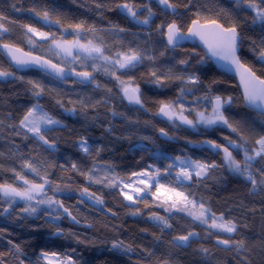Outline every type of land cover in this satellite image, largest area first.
I'll return each instance as SVG.
<instances>
[{"label":"trees","instance_id":"trees-1","mask_svg":"<svg viewBox=\"0 0 264 264\" xmlns=\"http://www.w3.org/2000/svg\"><path fill=\"white\" fill-rule=\"evenodd\" d=\"M119 2L121 0H108L107 6L114 8L115 3ZM184 3L185 0H180L178 7L180 17L177 22L182 29L187 30L194 17L191 12L185 13ZM193 3L204 16L216 18L225 26L232 21L240 25L239 30L244 37L239 52L241 61L252 67L256 74L264 79V64L252 51V41L259 44L264 39V26L253 23L254 14L244 8H237L234 2L227 0H193ZM13 4L15 8L12 7ZM34 6L38 9H48L54 18L59 16L65 27L69 23L85 21L87 25H94L98 31L119 28H123L124 31L131 30L128 19L120 13L119 9L102 11L96 8L93 0H0V14L7 17L4 23L9 28L8 35L5 34L0 38V44L15 45L31 54L47 58L65 69L70 66L54 60L41 49L30 50L25 44L26 29L22 25H31L44 32L55 33L56 31V26L45 25L42 20L35 18L28 11ZM17 9L20 10L17 11ZM196 10L193 9V12ZM159 15V18L155 20L154 31L160 29L161 24H167V21L172 20L171 16L163 12L159 11ZM156 36L161 39L157 42L159 48L164 47L163 50L168 53V49L163 44L161 32ZM144 38L145 36L137 37L131 33H124L119 40L124 44L130 40L131 42L134 40L133 45L148 44L149 40L147 43ZM153 38L156 39L154 36ZM118 42L117 40L120 46ZM47 44L45 42L43 47ZM184 47L189 54L205 58L200 47ZM166 64L164 63L165 67L161 64L156 69L161 68L159 71L166 72V68L169 67ZM169 64L173 67L176 65L174 60H170ZM0 68L15 74L12 79L0 78V120L4 121L3 126H0V153H3V156H0V163L4 164L5 169L15 168L17 171H21L22 160L29 158H33V162L37 164L51 165L47 168L50 178L64 189L59 199L64 201L79 220V223H74L65 215L53 224L46 214L30 217L21 212L22 206L13 207L15 210L13 216L6 214L0 216V229L5 230L3 237H0V251H7L9 247L7 242L11 240L20 244L26 255L32 259L41 249L69 253L75 249L74 255L80 257V264H160L162 261H169V264H240V259L235 252L221 250L223 246L216 245L215 235L207 237L206 226L200 225L198 221L193 222L185 213L169 214L159 207L146 209L142 204L131 205L118 194L117 189L90 185L84 176L70 169L72 163H76L82 170L91 168L93 164L101 169L111 165L115 173L124 175L148 165L163 168L177 156L213 162V158L209 159L197 149L199 142L214 140L227 143L224 139L226 136L233 140L239 139L236 133H232L230 129L223 126L208 131L198 126L196 130L187 129V131L175 133L170 128V123L161 121L156 114L158 111L156 101L175 99L179 95V89L184 87L181 81L175 80L166 88H158L149 82L147 74L150 70L145 66L134 70L131 78L135 84L141 86L144 101L142 109L126 103L122 98L118 82L109 76L95 74L97 81L111 88L112 93H107L104 89L96 90L95 85L87 86L70 80L59 82L38 71L18 72L9 65L1 53ZM196 68L195 73L200 77L201 83L189 86L192 92L186 94L185 103L193 106L207 104L206 101H200L197 104V97L205 94L221 95L225 98L230 96L236 104L231 110L232 113L226 115L229 121L240 127L249 139L264 133V117L245 108L234 77L218 71L208 58L205 67L197 66ZM76 71L84 70L78 68ZM20 77L23 79H19ZM30 80L37 81L45 87L47 93L40 102L45 111L61 120L64 125V127L57 126V130L47 134L48 138L55 142V149L45 151L34 138L24 139L22 135H15L14 133L19 129L8 126L18 124L24 111L36 102V98L32 95V86L27 83ZM209 85H211L210 91ZM80 97L91 98V103L107 98L108 103L83 108L77 103ZM56 99H62L65 107L61 108L57 105ZM69 100L73 103H68ZM72 107H75L77 111L70 115L65 108ZM113 111L123 115L113 116ZM189 117L194 118L192 113ZM109 128L111 131H108ZM160 128H164L174 142L162 141ZM28 135L31 137L30 133ZM81 137L87 139L92 152L91 156L79 149L78 141ZM97 149H101L98 155ZM216 164L219 167L213 169L201 183L191 185L190 190L195 192L198 199L204 197L208 206L217 215L223 213L225 219L236 221L238 234L231 235L235 239L246 240L250 251L244 255L248 257L250 264H264V190L252 191L250 182L243 176L231 171L222 161ZM62 168L69 170L62 171ZM23 174L27 179H37L26 170ZM5 182L18 187L23 186V181L16 180L13 172L0 171V183ZM65 185L69 187L65 188ZM83 187H88L90 192H96L98 195L102 194L105 205H93L86 198L84 203H80L82 198L79 189ZM0 207H7V205H0ZM137 207L141 215H132L131 212ZM108 209L116 215H112ZM152 212L169 216L173 227L161 232L155 222L149 219ZM56 225L63 229L64 236L53 235ZM189 230L201 234L191 247L176 248L170 243L173 236L185 234ZM219 235L227 238L229 234L219 233ZM77 238L84 243H78ZM116 241H122L126 246L130 245L132 250L112 248V243ZM201 245L211 249L213 254L211 259L197 251ZM145 249L153 253L150 258ZM7 259L10 264H16L13 257L9 256Z\"/></svg>","mask_w":264,"mask_h":264},{"label":"snow or ice","instance_id":"snow-or-ice-1","mask_svg":"<svg viewBox=\"0 0 264 264\" xmlns=\"http://www.w3.org/2000/svg\"><path fill=\"white\" fill-rule=\"evenodd\" d=\"M93 2L97 9L102 11L119 9L127 16L145 25L149 24L151 18L155 15L149 4L140 5L137 3V0H121V2L115 3L114 8L107 6L108 0H93ZM156 3L163 6L165 12L174 16L178 15L180 0H156ZM234 3L237 8H244L254 14L252 17L253 23H259L264 26V0H234ZM12 7L15 8V4ZM183 7L185 13L191 12L194 18L191 19V23L186 31L182 29V26L176 20L167 24H161V34L166 36L167 45L175 50L180 46V41L183 38L198 37L207 46L212 56L226 60L235 66L240 75L241 83L244 86L243 95L247 104L264 110V79L258 76L252 67L243 63L238 54L244 41V37L239 30L240 25L232 21L228 26H225L224 23H221L216 18L204 16L193 3V0H185ZM193 9L197 10L193 12ZM19 10L17 9V11ZM28 11L35 18L42 20L45 25H56L60 29H63L65 33L70 30L71 35L74 37L73 39H65L63 35L57 37L53 32H44L31 25H22L26 29V35L30 43H35L34 37H39L43 41H49L56 55L67 62L68 65H76L82 69L91 68V71H76V67L71 66L66 71L60 65L53 64L51 60H46L39 56H31L30 53L17 55L16 53L22 52L21 49L14 48L7 43L0 45V47L8 50L12 60L17 65L27 66L34 64L42 68H51L55 71V78L64 80L74 75L77 78L76 83L95 85L96 90L104 89L105 92L112 93V89L99 83L94 75L95 73H103L119 82L122 98L127 99L129 104L139 105L140 108H144L140 86L134 84L132 78L128 80L122 79V75L126 76L128 72L121 73L120 70L127 69L131 71L143 64L145 60L155 61L156 57L133 47H128L124 51H114L112 46L107 45L103 41L102 37H96L98 30L95 26L87 25L85 21L69 23L65 27L59 16L54 18L52 13L46 8L38 9L34 6ZM143 11H146L148 15L141 20L138 13H142ZM202 20L204 21L203 23L201 22ZM4 21H7V17L0 14V38L9 31ZM118 31L123 32L124 29L119 28ZM88 36H92V38L89 39L87 38ZM97 39L99 42H96ZM252 45V51L256 53L257 59L264 64V39L259 44L256 41H252ZM163 54L162 52L161 55ZM178 63L187 65L188 60L181 59ZM147 75L149 82L158 88H166L175 80H179L184 84V87L179 89V95L175 99L156 101L158 104L157 115L166 118L173 124L179 121L180 124L189 125L193 128L197 124H202L206 127L220 125L230 129L232 133H236L239 138L238 140H233L227 136L224 138L228 146L212 140L204 141L203 143L214 150H221L224 154V162L227 167L249 181L252 191L264 190V166L253 168V165L257 163L264 165V133L257 134L255 137L249 139L240 127L229 121V118L225 115V107L233 104L232 97L225 98L220 95L211 96L209 94L197 97V104L200 101H206L207 105L211 107V112L206 114L207 108L204 111H196L195 108H192L190 105L186 106L185 104L186 94L192 92V88L189 86L201 83L198 75L191 74L186 77L174 75L171 68L164 72L157 70L155 67ZM14 76V73L0 68V78ZM19 79H23V77ZM27 83L32 86L31 91L32 95L36 98V102L24 111L18 124H10L8 126L19 129V131L14 133L15 135H22L24 139L34 138L45 151L55 149V142L50 140L47 134L48 132L57 130V126L64 127V125L61 120L56 119L49 112L45 111L44 106L41 104L40 99L47 93L45 87L37 81L30 80ZM208 88L210 91L211 85ZM68 103H73V101L69 100ZM77 103L83 108L89 106L96 107L98 104L108 103V99L104 98L91 103V98L80 97ZM56 104L61 108L65 107L62 99H56ZM65 111L75 114L77 109L75 107L65 108ZM192 112H195V121L189 119L188 115H185V113L191 114ZM262 114H264V111H262ZM112 115L122 116L123 114L113 111ZM3 124L4 121L0 120V126H3ZM108 131H111V128ZM159 132L165 137L169 135L164 128H160ZM29 133L31 137H29ZM145 139L147 138L145 137ZM45 146L47 147L45 148ZM78 146L86 155H92L86 138L81 137L78 141ZM230 148L232 151H230ZM100 150L97 149V155ZM233 151H237L238 154L242 152L243 159H237L233 155ZM0 156H3V153H0ZM164 159L167 160L168 158L164 157ZM48 167H51V165L45 166L43 163H34L33 158L22 160L21 171H17L15 168L5 169L4 164L0 163V171H11L14 173L16 180L23 181L22 187L7 182L0 183V205H7V207H0V216L5 214L13 216L15 214L13 206L20 200L25 202V206L21 209V212L29 216L36 215L40 212L41 206H44L45 214L53 224L65 215L74 223H79L76 215H73V212L65 205L63 200L56 199L54 195L50 196L48 194L49 191L56 193L64 190L60 184L50 178V173L47 171ZM217 167L219 165L211 161L180 156L172 158V162L167 163L163 168L148 165L143 169L131 171L124 175L115 173L111 165L101 169L93 164L87 170H82L76 163L70 165L71 171L84 176L90 185H101L103 188L117 189L118 194L124 200L131 202L132 205L142 204L147 208L159 207L169 214L174 212L185 213L188 217H191L193 222L198 221L200 225L206 226L207 237L215 235L216 245L223 246L221 250L235 252L240 259V264H250L248 257L244 255V253L250 251L246 240L243 238L235 239L231 235L238 234L237 222L225 219L223 213L217 215L208 206L204 197L198 199L195 192L190 190L191 185L201 183L203 178L207 177ZM25 170L32 173L37 179L25 178L23 174ZM68 170L62 168V171ZM68 187V185H65V188ZM79 192L82 198L80 203H84V199L86 198L92 201L93 205H105L102 194L98 195L96 192H90L88 187L79 189ZM108 211L112 215H116L111 209H108ZM131 214L141 215L139 207L132 211ZM149 219L155 222L161 232L173 227L169 216L152 212ZM88 226L91 227V225ZM4 232V229H0V237H3ZM219 233H227L229 235L227 238H223ZM53 235L59 237L64 236L65 233L63 229L56 225ZM71 235L74 236L75 234ZM200 235L196 231L189 230L185 234L173 236L170 243L176 248L191 247L192 243ZM77 242L84 243L79 238H77ZM7 244L9 245L7 251H0V264H10V261L7 259L9 256L14 258L16 264H80V257L74 255L75 249H72L71 253L41 249L35 258L32 259L26 255L20 244L14 243L11 240ZM112 248H119L124 251L132 250L130 245L126 246L122 241L113 242ZM197 251L208 259H211L213 255L211 249L203 245ZM145 252L149 258L153 255L147 249H145ZM160 264H169V261H162Z\"/></svg>","mask_w":264,"mask_h":264},{"label":"rangeland","instance_id":"rangeland-1","mask_svg":"<svg viewBox=\"0 0 264 264\" xmlns=\"http://www.w3.org/2000/svg\"><path fill=\"white\" fill-rule=\"evenodd\" d=\"M139 4L140 5H143V4H145V3H140L139 2ZM154 13H155V11L154 10H152ZM146 12V11H145ZM147 15H148V13L146 14V17H147ZM155 15H156V13H155ZM155 15L151 18L152 20L155 18ZM143 18H145V17H143ZM6 26V25H5ZM53 26H56V25H53ZM58 29L55 31V34L57 35V37H59V36H61V35H63L64 36V38L65 39H73L74 37L71 35V32H70V30H69V32H67V33H65L64 31H63V29H60L58 26H56ZM159 31H161V30H159ZM140 32H143V31H141V29H140V31L138 32V33H140ZM8 33V32H7ZM7 33H5V34H7ZM4 34V35H5ZM120 34H123L122 32H118V31H111V30H108V31H103V30H101V31H98V32H96V37H102L103 38V41L107 44V45H109V46H112V48H113V50L114 51H117V48H118V44H117V40L119 41L118 43H120V40H119V38L122 36V35H120ZM144 33H140V35L141 36H145L146 38H148V36H151L150 35V33H148V32H145V34L143 35ZM8 35V34H7ZM139 35V36H140ZM87 38H89V39H91L92 38V36H88ZM124 38V37H123ZM156 39H153L152 41H149V45L150 46H147V45H144V44H141V45H139V44H136V45H133V44H131L130 45V47H133V48H139V49H141V50H145V52L148 54V55H151V56H154V57H156V59H155V61H149V60H145L144 61V63H143V66H145L148 70H151L153 67H155V68H159L160 66L159 65H161V64H163V66H164V63L166 64L167 62H168V64H166V66H169V67H167L166 69L168 70L169 68H171L172 69V71L173 72H175L174 73V75H183V76H188V75H191V74H195L196 75V73H195V71H196V67L197 66H199V67H205L206 66V64H207V58L205 57V58H203L202 56H197L196 54H189L185 49L183 50V48H185V47H183L182 49H175V50H173V51H171V52H166L165 50H163L164 49V47H163V49L162 48H159V46H158V41H159V38H158V36H156L155 37ZM34 40H35V43H30L29 42V40H28V38H27V35H25V40H26V43L25 44H27V46H28V48L30 49V50H37V49H41V50H43L44 51V53H47V54H49V56L50 57H52L54 60H59V61H61L62 63H64V64H67V62H65V61H63L59 56H57L56 55V53H55V50L54 49H52L51 48V45H50V42L49 41H43V40H40V38L39 37H34L33 38ZM150 40V39H149ZM45 42H47L48 44H47V46H45V47H43V45L45 44ZM96 42H99V40L97 39V41ZM147 43H148V39H147V41H146ZM146 47H148L147 49H146ZM28 52V51H27ZM164 53L163 55H161V53ZM173 52V53H172ZM30 53V52H29ZM158 57V58H157ZM181 59H187L188 60V64L187 65H181V64H179L178 63V61L179 60H181ZM173 61L174 60V63L176 64L174 67H173V65H170L169 64V61ZM89 63H91L90 61H89ZM197 65V66H196ZM69 66H71V67H76V69H78V68H80V67H78V66H76V65H69ZM162 66V67H163ZM165 67V66H164ZM82 69V68H81ZM161 69V68H160ZM160 69H158V70H160ZM82 70H86V71H91V68H84V69H82ZM120 72L121 73H124L125 71H124V69H122V70H120ZM134 71H132L131 70V72L130 73H128V75H126V76H123L122 75V79H125V80H128L129 78H131V76H132V73H133ZM95 74H97V75H100V74H102V75H104L103 73H95ZM104 76H106V75H104ZM12 78H14V77H8L7 79H12ZM4 79V78H3ZM118 82V81H117ZM134 83V82H133ZM118 84H119V82H118ZM135 84V83H134ZM148 85V84H147ZM153 85V84H152ZM152 85L150 84V86L152 87ZM141 94H142V92H141ZM187 94H190V93H187ZM221 96V95H220ZM142 97V96H141ZM186 104V106H188L189 104L188 103H185ZM235 101H234V99H233V104L232 105H230V106H226L225 107V115H229V114H231L232 113V111L231 110H233V108L235 107ZM192 108H195L196 109V111H204L205 110V108H207V112H206V114H208V113H210L211 112V107L210 108H208V105L206 104V103H201V105H199V106H193V105H190ZM192 114H193V117L194 118H190L189 117V113H185V115H188V118L189 119H192L193 121H195L196 120V115H195V112H192ZM228 117V116H227ZM177 125H179V126H177ZM198 126H200L202 129H205V130H209V129H213V128H216V127H219L220 125H216V126H212V127H206V126H204V125H202V124H197V126L196 127H198ZM196 127L195 128H193V127H191V126H189V125H185V124H180L179 123V121H177L176 122V124H173L172 122L170 123V128L175 132V133H177V132H179V131H187V129H191V130H196ZM222 127V126H221ZM224 127V126H223ZM205 140H202L201 142H199V144L196 146L197 147V149L199 150V151H201V153H203L205 156H207L209 159L210 158H213V162L214 163H218V162H221L222 161V163H225L224 162V154H223V152L221 151V150H214V149H212V148H210L207 144H205V143H203ZM212 141H214V140H212ZM216 143H219V142H217V141H215ZM219 144H223V145H225V146H228L227 145V143H222V142H220ZM190 147H192V145H190ZM230 151H232V149L230 148ZM233 155L234 156H236V158L237 159H239V160H242L243 159V153L242 152H239V154H238V152L237 151H233ZM260 165L261 164H259V163H257V164H254L253 165V168L255 169L256 167H260ZM62 192L63 191H61V192H56V193H53V192H51V191H49V195L50 196H52V195H54L55 196V198L56 199H59V195H61L62 194ZM90 201V200H89ZM92 202V201H91ZM129 202V201H128ZM93 203V202H92ZM130 204H131V202H129ZM132 205V204H131ZM20 206H22V207H24L25 206V202L24 201H20V200H18L17 201V203L13 206V207H20ZM135 206V205H134ZM144 206V205H143ZM146 209H148L147 207H145ZM24 214H26V213H24ZM42 214H45V209H44V206H41V210H40V212H38L36 215H32L33 217H37V216H40V215H42ZM27 216H29L28 214H26ZM31 217V216H30Z\"/></svg>","mask_w":264,"mask_h":264},{"label":"water","instance_id":"water-1","mask_svg":"<svg viewBox=\"0 0 264 264\" xmlns=\"http://www.w3.org/2000/svg\"><path fill=\"white\" fill-rule=\"evenodd\" d=\"M137 1H139V0H137ZM140 1H149V0H140ZM150 1L154 2L155 5L158 6L159 8L160 7L163 8V6L158 5L156 3V0H150ZM227 1L234 2V0H227ZM172 16H174V15H172ZM136 22L140 24V22H138V21H136ZM141 24H143V23H141ZM143 25H145V24H143ZM164 38H165V45H166V47L169 48V49H172L170 46L167 45V38H166V36ZM2 44H0V45H2ZM194 44H196L198 47H200L202 49V51L204 52L205 56L208 58V60L211 62V64L215 68L218 69V71H220L221 73H223L225 75H229V76L235 78V80H236V86H237V88L240 91L241 98H243V103H244L245 108L246 109H249V110L251 109L255 113H257L258 115H260V116L262 115L264 117V114H262V111H264V110H262L260 108L253 107V106L247 104V102H246V100L244 98V95H243V93H244V86L241 83L240 75H239V73L236 70V68H235L234 65L230 64L226 60H223V59H220L218 57L212 56V54L209 51V49L207 48V46L198 37H186V38H183L180 41V46L178 48H183L184 46H194ZM12 46L14 48H19V47L15 46V45H12ZM19 49H21V48H19ZM239 52H240V50H239ZM0 53L2 54V56L5 57V59L9 63V65L13 69H15L16 71H18V72H25V71H29V70L38 71V72H40V73H42L44 75H49L50 77H52L56 81L58 80L59 82H68V80L76 82V80H77V78L74 75H72V76H70V77H68L67 79H64V80L55 78V71L53 69H51V68H42V67H40L38 65H34V64H29L27 66H19V65H17L15 63L14 60H12L11 54L8 52V50L7 49H4L3 47H0ZM23 53H29V52H27L26 50H22V52L16 53V54L17 55H22ZM31 56H39V55L31 54ZM39 57H41V56H39ZM46 60H49V59L46 58ZM67 69H65V70L67 71ZM84 85L89 86L91 84H84ZM124 100H125L126 103L129 104V102L127 101V99H124ZM130 105L133 106L134 104H130ZM134 106L140 107L139 105H134ZM70 115H73V114H70ZM159 117H160L161 121H163L165 123L166 122L169 123V121L166 118L161 117V116H159ZM160 137H161V140L164 141V142H166V141L167 142H174V139L170 135H168V137H165V136L160 135Z\"/></svg>","mask_w":264,"mask_h":264},{"label":"flooded vegetation","instance_id":"flooded-vegetation-1","mask_svg":"<svg viewBox=\"0 0 264 264\" xmlns=\"http://www.w3.org/2000/svg\"><path fill=\"white\" fill-rule=\"evenodd\" d=\"M139 2L140 3H147V4H149L151 7H152V10H154L155 11V13H156V15H155V18L152 20H150V23L149 24H147V25H143V24H139V23H137L136 22V20L135 19H133V18H131V17H129V16H127L124 12H122L121 10H120V13L122 14V15H124L125 16V18H127L128 19V22L130 23V28H131V30L130 31H123L122 33L123 34H120V35H124V33H126V34H128V33H131L132 35H134V36H137V37H140L141 35H140V33H144L145 34V32H148V33H150V35L151 36H148V38H144V39H150L149 41H152L154 38H153V36L154 37H156V35L157 34H160V32L161 31H159L160 29H157L156 31H154L153 30V27H154V25H155V20L157 19V18H159V11L160 12H163V13H165V14H168L169 16H171V19L172 20H169V21H167V23H170L171 21H173V20H176V22H177V19L180 17L179 16V13H178V15H176V16H172L170 13H168V12H165V10L163 9V8H159L158 6H156L155 5V3L154 2H152V1H137V3L139 4ZM153 6H155V7H153ZM139 15H140V18H141V20L143 19V17H146V14H147V12H145V11H143L142 13H138ZM178 23V22H177ZM58 28L57 27H55V30H57ZM140 29H141V31H143V32H140V33H138L139 31H140ZM111 30V29H110ZM183 30H186V29H183ZM99 31H101V30H99ZM106 31H108V30H106ZM112 31V30H111ZM113 31H118V30H113ZM119 32V31H118ZM143 34V35H144ZM140 35V36H139ZM165 35H162V38H163V44H164V46L166 47V45H165ZM158 38H159V36H158ZM160 39V38H159ZM161 40V39H160ZM127 43H120V46H118V48H117V51H124V50H126L128 47H130V45L131 44H133L132 42H134V40L131 42V40L128 42V41H126ZM134 45H136V44H134ZM144 45H147V46H150L149 45V43L148 44H145L144 43ZM194 46H196V47H198L196 44H194ZM194 46H191V47H194ZM146 48H148V47H146ZM167 48V47H166ZM149 49V48H148ZM168 49V51L169 52H171V51H173V49H169V48H167ZM176 49H182V48H176ZM184 49V48H183ZM142 51H145V50H142ZM174 52V51H173ZM172 52V53H173ZM143 66V64H141V65H139L137 68H135V69H132V71H134V70H136V69H138V68H141ZM124 71L125 72H128V73H130L131 71H128L127 69H124ZM95 75V74H94ZM96 76V75H95ZM139 85V84H138ZM140 86V85H139ZM140 89H141V86H140ZM142 98V97H141Z\"/></svg>","mask_w":264,"mask_h":264}]
</instances>
